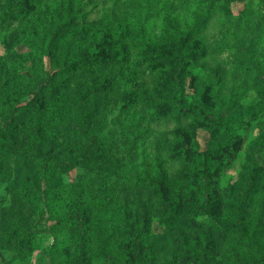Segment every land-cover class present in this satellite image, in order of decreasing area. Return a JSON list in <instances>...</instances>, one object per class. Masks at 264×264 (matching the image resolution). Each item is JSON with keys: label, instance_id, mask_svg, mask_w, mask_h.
Returning <instances> with one entry per match:
<instances>
[{"label": "rangeland", "instance_id": "1", "mask_svg": "<svg viewBox=\"0 0 264 264\" xmlns=\"http://www.w3.org/2000/svg\"><path fill=\"white\" fill-rule=\"evenodd\" d=\"M8 1L0 0V74L10 79L0 92V264H129L134 232L149 251L137 264H195L190 250L198 241L209 243L210 264L259 260L246 239L264 243V84L252 68L257 62L264 71V0H75L71 16L80 24L64 28L66 37L49 54V31L42 38L41 29L52 28L51 15L62 18L66 1L26 0L34 9L24 20L18 1L11 7ZM82 27L87 41L77 36ZM119 35L129 36L131 47L163 53L161 70L140 64L137 50L126 62L84 66L80 82L89 91L88 106L68 114L67 131L59 126L54 135L45 127L42 142L32 134L33 109L23 122L13 120L34 83L53 71L60 80L81 49L96 52ZM177 49L187 54L186 116L177 113L170 84ZM198 102L213 113L229 111L209 147ZM73 123H88L77 138L83 147L91 135L99 137L93 166L62 172L44 166L30 151L63 160V143L77 137ZM203 172L211 215L190 212L187 203H204ZM79 204L86 219L83 253L73 238ZM104 250L120 254L107 261Z\"/></svg>", "mask_w": 264, "mask_h": 264}, {"label": "trees", "instance_id": "2", "mask_svg": "<svg viewBox=\"0 0 264 264\" xmlns=\"http://www.w3.org/2000/svg\"><path fill=\"white\" fill-rule=\"evenodd\" d=\"M19 7L16 9L18 17L21 20H24L28 17V14L31 10L34 9L30 8L27 5L26 0H17ZM65 14L62 15V18L56 16V14L51 15L49 18V30L42 28V38L46 35V32L49 31V37L50 40L48 41L46 48L44 49L46 53H51L52 50H55L57 45L62 41L63 38L66 37L65 33L63 32L65 29H71L78 27V24H80L74 16H71L72 13V2L74 3L75 0H65ZM80 1V0H78ZM14 0H9L8 5L11 7L13 5ZM35 3H39V0H36ZM8 18V16L4 15L2 18L5 20ZM42 25V24H40ZM43 26V25H42ZM77 36L81 37L87 41V38L89 36V32L86 28H81L77 31ZM12 40V39H11ZM10 40V41H11ZM93 40V39H91ZM91 40L89 42L91 43ZM131 39L129 36L126 35H119L114 36L112 39L105 40L102 42V48H100L96 52H87L84 49H81L79 54L74 57L73 61L70 62L66 69V73L61 71L59 72L60 80H56V73L53 71L52 73H49L46 75V77L40 81L34 83L30 87V100L24 104V106L20 109H23L21 114L14 116V121H18V123H21L24 121V115L26 116V112L28 110L33 109L36 116H37V122L36 132H33L34 138H36L37 142H42L40 135L44 131L45 127H48L51 129L52 133L55 135L57 134L56 129L59 126H65V131H67V122L66 118L68 117V114H74V109H77L78 111H81L86 109L88 106V98L90 96L89 91L84 90V83L82 85L81 81V73L84 70V66L86 65H93V63L97 64L99 67H103L110 62L114 63H122L129 60L132 54V50H137V53L135 54V57L137 59H140V64L143 63V61L147 62L146 67L150 68L151 72H154L155 70H161V65L163 59L162 57H165L163 53L160 51H157L155 48L148 47L146 50H142L141 47L134 46L131 47ZM115 44H119V47L121 49L122 56L119 58L118 51L114 49ZM134 44V43H133ZM41 45V43H39ZM137 45V44H136ZM105 52V53H104ZM177 57L175 59H172V63L174 66V73H172V78L170 80V84L172 86V89L176 92V100H175V106L178 109V114L187 115L189 110L191 109V104L183 105L182 104V87L181 83L183 82V76L185 74V58L187 54H183L177 49ZM252 68H254L257 72V77L260 79V81L264 84V71L261 70L259 64L257 62L252 63ZM79 70L78 74H75ZM10 79L7 77H3L0 74V92L6 91L9 86ZM72 95L76 96L78 99H71V92ZM103 89V87H102ZM18 89L14 88L13 93L18 100V92H16ZM47 96V98H46ZM264 102V93H263V99L261 100ZM20 103H16V105H19ZM15 105V106H16ZM200 113L202 116L206 119L208 122V131L210 134V139L207 141V147H209V144L212 143L216 136V130L221 125L222 121L224 119L229 118V111L228 110H220L217 113L210 112L207 107L203 103L198 102L197 104ZM259 110V109H258ZM71 111V113H70ZM87 114L90 115V113L87 112ZM247 116L249 118L254 117V111L247 112ZM45 117H48V120H42ZM89 122V120H88ZM10 125L12 123H8V126L6 127V131L10 132ZM72 131L77 134V137H73L74 140L72 141L71 145L68 143H63L62 149L65 151L63 160L59 158H53L52 156H44L42 153L36 152L33 153L30 151L35 157L39 158L44 166H53L55 170L62 172L64 170H72L76 167L89 165L93 166L94 160L96 158V155L99 156V150H97V147H95V144L98 142L99 137L97 135H91L92 139L89 144L83 147V143L77 139L79 136L83 137V134L89 131L88 123H73ZM5 131V132H6ZM39 136V138L37 137ZM8 136L12 140V136L9 133ZM58 136V135H56ZM5 143V142H3ZM11 146V145H10ZM204 158H207L206 151L203 152ZM208 159V158H207ZM206 159V160H207ZM202 178V186H203V197H204V203L198 204L195 200H189L187 203L189 204V211H194L199 214H209L211 215V206L207 201V191H208V185L209 180L208 176L205 172L201 174ZM253 190L254 189L253 187ZM178 207H170L166 206L167 211L174 210L176 214H179L181 211H178ZM85 209H83V206L81 204L74 206L73 211V238L76 239L77 244L80 247V253H83V242L85 238L83 237V234L85 232V222L86 219L84 218ZM237 218H241L240 216ZM224 229H229L228 226L224 227ZM134 243H133V255L132 259L129 260V264H134L141 259V255L144 253L148 254L149 251H147L142 245L143 239L142 235L139 232H134ZM248 246H250L252 249L260 252L261 257L259 260H257L254 264H264V243L260 241V239H255L254 237H248L246 239ZM210 245L209 243L202 244L200 241L197 242V250H190L192 252V260H194L195 264H210L209 261L211 259V256L209 255ZM120 254L119 252L108 254L106 251H103V255L105 257V260H112L113 258H116Z\"/></svg>", "mask_w": 264, "mask_h": 264}]
</instances>
